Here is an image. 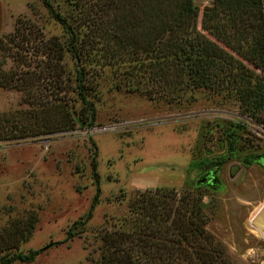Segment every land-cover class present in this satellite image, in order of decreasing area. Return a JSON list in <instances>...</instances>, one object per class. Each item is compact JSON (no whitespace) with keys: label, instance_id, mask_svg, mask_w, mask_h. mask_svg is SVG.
Instances as JSON below:
<instances>
[{"label":"rangeland","instance_id":"374dc122","mask_svg":"<svg viewBox=\"0 0 264 264\" xmlns=\"http://www.w3.org/2000/svg\"><path fill=\"white\" fill-rule=\"evenodd\" d=\"M210 1L192 0L200 30L202 7ZM49 2L72 25L97 36L96 26L103 21L98 0ZM61 33L42 0H0V74L25 68L23 60L47 74L43 46ZM63 56L68 63V55ZM117 72L113 64L96 68L91 125L74 120L65 130L0 138V255L40 249L30 261L7 264H93L103 230L121 227L124 217L133 219L127 202L135 191L168 187L176 199L181 193L199 197L206 230L234 263L264 264V112L255 119L240 110L234 97L204 90L180 100L149 98L116 88ZM35 107L19 89L0 84V128L6 133L42 128L43 119L35 122L33 115L22 113ZM13 125L16 132L8 130ZM93 145L97 202L82 231L61 242L67 226L87 211L94 192ZM249 154L261 155V163L238 162ZM211 167L218 169L220 184L197 183Z\"/></svg>","mask_w":264,"mask_h":264},{"label":"trees","instance_id":"16d2710c","mask_svg":"<svg viewBox=\"0 0 264 264\" xmlns=\"http://www.w3.org/2000/svg\"><path fill=\"white\" fill-rule=\"evenodd\" d=\"M42 2L62 28L60 38H49L43 46L50 71L28 68L30 63L23 60L20 64L26 67L0 74V84L19 89L25 101L36 106L22 113L44 123L33 131L24 124V133L10 126L13 135L0 128L1 139L69 129L74 120L91 125L95 105L90 91L96 68L104 64L118 68L116 88L149 98L180 100L183 94L204 90L234 97L240 110L255 119L256 113L264 112V0H211L202 7L201 30L192 0H98L103 21L96 26L97 36L72 25L49 0ZM64 53L69 59L66 64L61 60ZM39 85L45 92L35 90ZM95 158L93 145L94 192L87 211L67 226L61 242L82 231L97 202ZM127 203L133 219L124 217L121 227L103 230L93 264H236L223 243L206 230L198 196L187 198L181 193L176 199L174 190L155 187L135 191ZM39 250L2 254L0 263L30 261Z\"/></svg>","mask_w":264,"mask_h":264},{"label":"flooded vegetation","instance_id":"af4514ba","mask_svg":"<svg viewBox=\"0 0 264 264\" xmlns=\"http://www.w3.org/2000/svg\"><path fill=\"white\" fill-rule=\"evenodd\" d=\"M261 155L258 154H249V155H245L241 158H239V163L240 164H246V163H250L252 161H257L261 163ZM235 159H238L237 155H235ZM263 163V162H262ZM261 165H264L262 164ZM212 179V181L210 180ZM196 181H198L197 183H201L207 187H216L217 185L220 184V179L218 176V169L216 168H208V169H204L200 174L199 177L196 179Z\"/></svg>","mask_w":264,"mask_h":264},{"label":"built area","instance_id":"2783aa9c","mask_svg":"<svg viewBox=\"0 0 264 264\" xmlns=\"http://www.w3.org/2000/svg\"><path fill=\"white\" fill-rule=\"evenodd\" d=\"M202 1H204V2H205V1H207V0H202Z\"/></svg>","mask_w":264,"mask_h":264},{"label":"water","instance_id":"95a60500","mask_svg":"<svg viewBox=\"0 0 264 264\" xmlns=\"http://www.w3.org/2000/svg\"><path fill=\"white\" fill-rule=\"evenodd\" d=\"M212 181V179H210ZM198 182V181H197Z\"/></svg>","mask_w":264,"mask_h":264},{"label":"crops","instance_id":"0c3cea01","mask_svg":"<svg viewBox=\"0 0 264 264\" xmlns=\"http://www.w3.org/2000/svg\"><path fill=\"white\" fill-rule=\"evenodd\" d=\"M263 196H264V193H263Z\"/></svg>","mask_w":264,"mask_h":264}]
</instances>
